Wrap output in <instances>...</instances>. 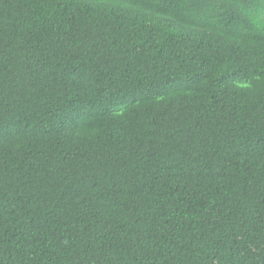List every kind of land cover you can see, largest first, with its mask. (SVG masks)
<instances>
[{
  "label": "trees",
  "instance_id": "obj_1",
  "mask_svg": "<svg viewBox=\"0 0 264 264\" xmlns=\"http://www.w3.org/2000/svg\"><path fill=\"white\" fill-rule=\"evenodd\" d=\"M0 264H264V0H0Z\"/></svg>",
  "mask_w": 264,
  "mask_h": 264
}]
</instances>
